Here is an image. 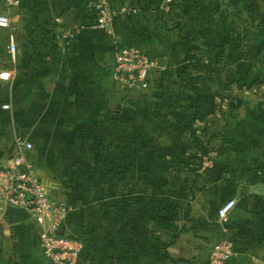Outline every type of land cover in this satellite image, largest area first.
<instances>
[{
	"label": "crops",
	"instance_id": "1",
	"mask_svg": "<svg viewBox=\"0 0 264 264\" xmlns=\"http://www.w3.org/2000/svg\"><path fill=\"white\" fill-rule=\"evenodd\" d=\"M95 1L19 0V6L8 8L0 0V14L10 21L9 30L0 29V70L11 76L9 82L0 81V164L15 153V139L27 135L29 167L55 204L76 210V200L89 199L98 206L88 207L87 214L97 209L96 214L102 210L106 215L108 209L114 216L96 220L82 250L83 264H208V251L221 236L217 209L228 200L236 201L228 218L236 255L227 264H264V0H173L171 13L163 16L174 20L166 25L155 11L164 0H151L147 13H139L138 0H107L115 9L135 11L119 17L111 33L91 27ZM210 2L220 6L217 18L237 23V67L226 69L228 95L220 98L219 111L214 106L209 114L220 119L215 132L221 139L215 146L221 162L208 163L201 176H194L188 222H173L160 238L162 224L148 222L147 215L136 224L128 217L132 211L111 204L105 189L112 180L103 179L107 162L94 158V146L105 147H98L99 153L108 151L115 158L122 113L117 101L124 99L119 93L128 94L114 78L117 49L140 45L155 69L175 72L186 58L182 37L193 35L195 19L216 7ZM10 31L17 42L13 61L7 49ZM205 87L206 94L198 97L204 114L218 95L211 81ZM6 105L9 110L3 109ZM207 126L204 132L213 133ZM107 171L110 175L112 169ZM70 230L65 225L61 233L72 236ZM40 232L31 219L10 224L0 209V264H27L31 257L50 264L39 248ZM169 234L177 239L165 248Z\"/></svg>",
	"mask_w": 264,
	"mask_h": 264
},
{
	"label": "rangeland",
	"instance_id": "2",
	"mask_svg": "<svg viewBox=\"0 0 264 264\" xmlns=\"http://www.w3.org/2000/svg\"><path fill=\"white\" fill-rule=\"evenodd\" d=\"M209 5L218 8L213 7L203 16L204 18H196L197 28L190 31L195 37L194 50L197 49L196 52L193 50L197 55L193 59L194 62L189 65L187 58L184 57L182 65L175 72L170 70L162 73L154 68L150 80L144 87L129 91L123 89L124 93L128 92V94L119 93L124 99L117 101V111H124L125 120L122 123L117 122L115 158L112 153L109 157L108 151L99 153L98 147L101 146L98 144L94 146V158L102 164L107 162V170L112 169L110 175L105 170L103 177L107 182L112 180L110 186L105 189L106 194L113 198L111 204L115 203L122 208H128L129 212L132 211V215L128 217L136 224L140 225L143 219L145 220V215L149 218L148 222L162 224L164 228L161 229L160 238L166 233L164 229L171 226L173 222L181 225L188 222V217L186 218L188 209L190 210L188 206L191 207V203L195 200L190 189L194 176H201L208 163L221 162V151L215 146L221 139L215 132L219 128V116L207 115L202 121L192 123V111L196 106L194 99L198 100L200 95L208 91L205 82L211 81L215 91L218 92V95H213L215 96L213 99L217 102L212 103V106H216L215 110L219 111L220 98L228 95L223 82L227 84L231 81L230 74H226V69L237 67L236 50L231 51L237 45V37L234 34L230 35L233 32L232 28L237 29V23L231 18L229 20L217 18L221 16L220 6L211 2ZM214 10L217 11L214 12ZM219 34L225 36L221 43V40L218 42L216 39V35ZM204 38L210 46L211 55L200 48ZM201 56L205 58L202 60ZM130 96H132V104L129 102ZM202 109L199 105L200 113L204 114L201 112ZM150 114L152 119L148 120L146 116ZM201 114H199L200 117ZM159 117L163 119H158ZM118 121H120L119 118ZM208 122L209 126H207ZM206 126L213 133L207 130L204 132ZM191 130H194L199 145L206 152L194 147ZM21 136L28 139L27 135ZM125 137L128 140H125ZM101 150H105V147H101ZM97 166L98 169L100 165ZM202 185L199 187L201 188ZM76 202L79 206L80 201L76 200ZM97 206L95 203L89 208ZM105 206L108 208L110 204ZM106 210V215H101L102 210L96 214V209L95 213L91 210L87 216H97L93 217L95 220L104 219V217L106 220L109 218L113 220L114 216L109 215V210ZM86 220L89 222L90 218L89 220L81 218L82 226L86 224ZM154 226L151 227L154 228ZM87 228L90 229V226L86 227L79 236L78 233H74V230H70V233L72 237L77 236L82 240L84 237L87 242L91 235ZM86 242L82 241V250Z\"/></svg>",
	"mask_w": 264,
	"mask_h": 264
},
{
	"label": "built area",
	"instance_id": "3",
	"mask_svg": "<svg viewBox=\"0 0 264 264\" xmlns=\"http://www.w3.org/2000/svg\"><path fill=\"white\" fill-rule=\"evenodd\" d=\"M5 6H19V0H4ZM174 1L164 0L161 12L166 17L172 11ZM96 19L93 29L111 33V27L121 16L135 12L126 7L113 8L107 0H96L93 4ZM0 29H10L9 17L0 14ZM8 54L13 61L17 51L16 35L13 31L7 36ZM156 63L140 45L130 44L117 49L115 54L114 78L124 90L144 87L150 80ZM10 72L0 70V81L9 82ZM9 106L3 107L9 110ZM15 153L0 164V209L7 212L17 209L26 212L36 226L41 229L38 238L42 255L50 264H83L82 241L63 235L61 229L71 208L55 204L46 194L41 181L29 167V151L32 145L22 136L15 139ZM236 207L235 200H228L217 210V221L221 228L220 238L207 254L208 264H227L235 257V242L228 227L230 213Z\"/></svg>",
	"mask_w": 264,
	"mask_h": 264
},
{
	"label": "trees",
	"instance_id": "4",
	"mask_svg": "<svg viewBox=\"0 0 264 264\" xmlns=\"http://www.w3.org/2000/svg\"><path fill=\"white\" fill-rule=\"evenodd\" d=\"M150 2H151V0L149 1V0H138V4H139V6L137 7L138 8V10H139V13H147L149 10L147 9V7H148V5L150 4ZM173 5H174V3H173ZM172 8H173V6H172ZM159 8H157V9H155V11L157 10V11H159V21L160 22H162L163 23V25H166L165 23H168V21H170V23H171V21H173L174 20V18H164V16H163V14H162V12H161V10L159 9ZM212 10V9H211ZM95 11V10H94ZM217 11V10H216ZM171 13V12H170ZM206 13H208L207 11L205 12V14ZM33 14H34V16H35V10H34V12H33ZM136 15H133V16H130V17H135ZM205 16V15H204ZM129 17V19L131 20V19H133V18H130ZM34 19H36V21H37V18H34ZM226 21V20H225ZM94 23V22H93ZM92 23V24H93ZM232 31L233 32H229V31H227V33H230V35L231 34H236V32H237V29H233L232 28ZM223 37H225L224 35L223 36H221V34H219V35H216V39H217V41L219 42L220 40V43L221 42H223L224 40V38ZM235 37H236V35H235ZM190 39H192V40H190ZM182 40L184 41V43H185V45L187 46V53H186V58H187V61H188V64L189 65H191L192 64V62H194L193 61V59L195 58V52L197 51V49L196 50H194V45H193V41L195 40V37L193 36V35H191L190 33H187V34H184L183 35V37H182ZM206 38H204V41H203V44H202V46H200V48L201 49H203L208 55H211V49H210V46H209V44H207V42H206ZM195 52H194V51ZM233 50V48L231 49V51ZM194 56V57H193ZM197 56V55H196ZM200 56V55H199ZM193 57V58H192ZM201 58H202V60L205 58L204 56H201ZM197 62H199L200 60H196ZM207 62V61H206ZM197 99V98H196ZM195 100V99H194ZM196 103H198L194 108H193V111H192V114H193V120H192V123H194V121L196 122H200V121H202L204 118H205V116H207V115H209V114H211V113H213V108H214V106H212V110H211V112H207L206 114H201L200 113V110H199V102H198V100L197 101H195ZM199 114H201V117L199 116ZM118 118L120 119V121H118ZM118 118H117V122H124V120H125V113H124V111L118 116ZM158 119H163L162 117H159ZM139 131V130H138ZM137 131V132H138ZM192 132H191V138H192V141H193V144H194V147H196V148H198V150H202V151H204V152H206L205 151V149L204 148H201V146L199 145V141H198V138L195 136V133H194V130H191ZM137 135H139L138 133H137ZM135 144L137 143V140L134 142ZM80 202V207L78 208V210H74V211H72V212H70L69 214H68V216H67V218H66V221H65V223H64V226L65 225H70L71 227H72V230H74V233L76 232V233H78V236H79V234L81 235V232H83V230L86 228V227H88V226H90V229H88V233L90 234V233H92L96 228H94V225H97V223H96V220L95 219H93V218H91V216L90 217H88L87 216V212H86V209L90 206V204L93 202L92 200H88V199H82V200H79ZM99 202H102V200H99ZM107 203V202H106ZM188 208H190L189 206H188ZM219 209V208H218ZM217 209V210H218ZM188 211H189V209H188ZM188 217V215L186 216V218ZM81 218H84V220L87 218L88 220H89V218H90V221L89 222H87V220L85 221V223L86 224H84L83 226H82V224H81ZM92 228H94V230H91ZM171 233V232H170ZM74 238H76V239H78V240H80V241H83V242H86V240L84 239V237H83V240L81 239V238H78L77 236L76 237H74ZM177 239V237H175V236H173L172 234H169V237H168V239H167V242H168V244H166L165 245V248H168L169 246H171V245H173L174 243H175V240ZM235 242V241H234Z\"/></svg>",
	"mask_w": 264,
	"mask_h": 264
},
{
	"label": "water",
	"instance_id": "5",
	"mask_svg": "<svg viewBox=\"0 0 264 264\" xmlns=\"http://www.w3.org/2000/svg\"><path fill=\"white\" fill-rule=\"evenodd\" d=\"M6 216L10 224L22 223L30 219V216L26 212L17 209L7 210ZM27 264H43V262L37 257H31Z\"/></svg>",
	"mask_w": 264,
	"mask_h": 264
}]
</instances>
